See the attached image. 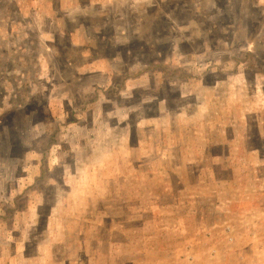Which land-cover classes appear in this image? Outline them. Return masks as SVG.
I'll return each mask as SVG.
<instances>
[{
    "label": "rangeland",
    "instance_id": "1",
    "mask_svg": "<svg viewBox=\"0 0 264 264\" xmlns=\"http://www.w3.org/2000/svg\"><path fill=\"white\" fill-rule=\"evenodd\" d=\"M0 264H264V0H0Z\"/></svg>",
    "mask_w": 264,
    "mask_h": 264
}]
</instances>
